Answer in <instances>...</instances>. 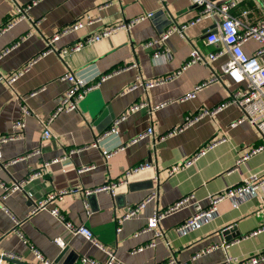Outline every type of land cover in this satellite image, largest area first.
<instances>
[{
    "label": "crops",
    "instance_id": "crops-1",
    "mask_svg": "<svg viewBox=\"0 0 264 264\" xmlns=\"http://www.w3.org/2000/svg\"><path fill=\"white\" fill-rule=\"evenodd\" d=\"M34 1L0 0V55L16 46L0 59V136L13 135L17 122L26 124L21 139L1 145L3 163L8 167H0V181L10 186L35 171L43 173L28 183L25 191L0 200V257L9 255L4 260L8 264H40L31 251L34 247L57 264H80L83 257L100 264L107 262L105 252L83 236L72 235L50 212L31 215L35 204L62 191L68 194L49 204L50 209L57 207L67 221L89 228L121 264H222L227 258L243 261L264 253L262 188L256 197L247 196L237 203L222 200L217 215L200 228L177 232L195 213L193 208H182L159 222L162 237L156 238L154 232L135 237L156 211H165L189 195L207 208L211 196L240 185L252 175H264V150L242 160L262 141L249 122L232 127L242 116L236 105L204 116L168 136L182 127L188 116L227 103L230 92L240 89L221 73L225 59L210 66L194 64L185 68L194 50L205 58L219 50L203 37L210 29L216 31L220 18H205L186 29L184 35L174 31L166 41L145 49L148 42L161 38L158 26L148 18L129 31L118 30L62 59L60 51L110 27L167 10L176 23L166 32L195 20L199 8L189 0H41L28 11L27 19L9 28L16 7H27ZM244 11H248L246 17L242 16ZM232 14L247 24L258 25L264 21V0H247ZM166 17L161 21L170 20L168 14ZM86 18L93 19L94 24L62 34L53 45L54 51L49 52V42L55 35ZM260 48L253 40L243 45L249 57H254ZM160 49L171 51L169 63H154L153 54ZM260 62L264 64V55ZM31 63L29 71L15 84L7 83ZM69 72L95 88L80 102L77 111L60 113L52 120V137L45 139L43 123L52 118L69 89L70 83L61 80ZM214 74L219 81L203 88L195 98L184 99ZM152 82L158 83L152 88L142 85ZM134 85L137 88L130 90ZM142 103L145 108L126 115L132 106ZM156 106L161 107L154 110ZM114 126L117 133L108 134ZM149 129H153L152 135L131 144ZM38 150L41 153L34 154ZM114 151L117 153L106 161L104 153ZM64 157L68 160L44 167ZM143 163L154 166L131 177L128 184L116 189L115 195L100 191L86 198L87 191L119 183L128 171ZM176 167L179 169L171 174ZM86 168L90 169L80 173ZM1 193L0 189V196ZM154 193L157 197L137 217L124 221L118 233V221L128 209L144 203ZM85 202L91 215L86 214ZM231 227L237 228L241 236L225 242L222 232ZM58 237L66 243L63 249L54 243ZM153 242L155 246H147ZM140 248L144 249L138 251Z\"/></svg>",
    "mask_w": 264,
    "mask_h": 264
},
{
    "label": "built area",
    "instance_id": "built-area-1",
    "mask_svg": "<svg viewBox=\"0 0 264 264\" xmlns=\"http://www.w3.org/2000/svg\"><path fill=\"white\" fill-rule=\"evenodd\" d=\"M41 0L34 1L31 5L27 7L17 6L15 10V18L8 26L9 28H12L14 25L24 21L28 18V11L37 5ZM166 1V0H162ZM193 5L197 6L199 8L198 16L195 20L191 21L190 23L174 27L172 29H169L166 31L160 39L150 41L145 45V49L153 48L156 44H160L164 41H166L171 34L176 31L184 35L185 30L189 27H192L196 25L197 23L201 22L203 19H216L217 17L220 18V22H217V28L216 32L211 33L207 41L210 45L217 46L219 48L218 51H215L213 53H210L208 55V58H205L198 50H194L191 55L190 59L187 62L186 67H189L194 64H204L206 66H210L212 63L217 62L218 60L225 59V62L221 66V73L225 76H227L234 84L238 85L240 89L236 90L235 92H230V97L227 101V103L213 109V110H204L201 113H198L197 115H190L186 118V121L184 125L178 129H174L171 131L168 136H173L181 131H183L185 128L190 127L194 125L198 120H200L202 117L210 115H216L221 110H223L225 107L229 105H236L239 107V109L242 112L241 118L234 122L232 124V127H237L238 125L249 122L251 125H253L257 131L260 134V138L262 141V145L252 151L251 154L246 155L243 157L242 160L249 158L250 155L255 154L259 151L264 150V64L260 62V59L264 55V21H262L258 25H250L245 22H243L239 17H236L232 14V10L236 9L240 4L244 3L247 0H221V1H213V0H189ZM248 14V11L242 12V16L246 17ZM152 14L141 16L136 19H132L130 21H127L119 26H114L106 29L105 31L89 36L85 38L84 40H81L77 43H75L72 47L69 49H63L60 51L59 56L63 59L67 56L78 53L81 50H83L85 47L96 44L101 42L103 39L111 36L114 32L118 30H126L129 31L134 26L139 24L140 22L150 18ZM100 21V20H98ZM94 24V20L91 18H86L78 21L68 29H65L61 33L55 35L52 40L49 42L50 50L49 52H53L54 48L53 45L60 39L62 34L68 33V32H75L82 30L86 26H91ZM253 40L261 45V48L257 51L256 55L254 57H249L246 52L243 49V45ZM16 46L11 47L10 49H6L1 55L0 59H2L4 56H7L13 49H15ZM155 64L162 65L169 63L172 60L171 51L166 49H160L156 51L153 54L152 57ZM32 66V63L29 65L28 68L24 69L20 73H17L13 77L7 80V83L9 85L15 84L18 79H20L27 71H29L30 67ZM132 67H137V65H133ZM62 81H66L70 83L69 89L66 91L63 99L61 100L58 108L56 109L54 115L51 119H49L47 122L43 123L44 127V138L50 139L52 137V133L49 130V125L52 122V120L57 117L60 113H70L77 111L79 108L80 102L87 96L89 92H91L95 85H89L87 82H85L83 79L77 77L73 72H69L68 74L64 75L61 79ZM167 80V79H165ZM165 80H161L159 82H163ZM220 78L218 75L214 74L212 79L210 81H207L201 85H198L194 88L191 94H189L184 99H193L196 97V94L201 91L203 88L207 87L211 83H215L219 81ZM3 81V77H0V82ZM158 82H152V83H142L146 88H152L154 85H156ZM137 88L136 85L130 88V90H133ZM146 107V104H138L135 106H132L126 113L128 115L129 113H134L138 110H141ZM161 106H156L154 110L159 109ZM24 112L26 115H30V112L24 108ZM126 116L122 117V119H119L115 124H119L121 120L125 119ZM26 124L25 122H17L14 125V131L15 133L11 136H0V167H8V163H3V153L1 150V145L3 143H6L11 140H19L23 137L24 130H25ZM117 133V126H114L108 134H115ZM107 134V135H108ZM153 134V129H149L144 135H141L138 139H135L131 142V144L137 143L141 139H145L147 136H150ZM97 147V145H94ZM124 147L120 148L118 151L123 150ZM205 150L202 151L204 153ZM41 151L38 150L34 154H40ZM74 152H71L73 154ZM115 153L116 151L110 153L105 152V159L108 161ZM65 160H68L67 157H64L60 160H55L52 163H45L44 167L47 168L50 164H55L59 162H64ZM16 161H14L15 163ZM152 163H143L136 167H133L130 171H128L125 174V179L119 183H111L107 184L100 189H97L95 191H87L85 193L86 198L88 196H91L93 193H97L100 191L111 193L112 195H115V191L117 188H119L122 185L128 184V181L131 177H133L136 174H139L144 171L151 170L153 168ZM90 168L81 169L80 173L89 170ZM179 167H176L171 174L174 173V171H177ZM43 173L42 171H35L33 172L26 180L22 182H15L14 184L8 186L6 183L0 181V189L2 191L0 200L6 201L9 196L12 194L18 192V191H25V186L36 180L37 178L42 177ZM259 188H262L264 190V175H252L248 179L242 181L240 185L226 190L218 195L211 196L209 198V206L207 208H203L198 202H194V196L189 195L182 199L180 202L174 204L173 206L169 207L165 211H156L154 215L148 219L147 227H145L142 231L135 234V237H138L141 233H147V232H154L156 235V238H160L163 236V233L159 231V222L167 217L168 215H171L177 211H179L182 208H193L194 215L192 219L185 224L184 226L177 229V232H187L191 231L193 229L200 228L202 223L205 221L211 220L214 218L218 213V204L224 200V199H232L236 203L240 201L241 198H245L247 196L250 197H256L257 190ZM68 194L67 191H62L60 193H53L50 194L44 201H41L40 203L35 204V207L33 208L31 215H34L41 211H48L51 215H53L62 225L72 234V235H81L86 240L91 242L95 247L100 249L101 251L105 252L108 255V260L105 264H121L116 256L115 253L106 247L102 245L100 242L97 241L94 233L87 228L84 225H75L70 221H67L64 215L60 212V210L56 207L53 209H50L49 204L54 203L55 201H60L63 199V196ZM28 197L31 199L32 194H27ZM157 197V193L151 194V196L142 204L136 207H131L128 209L126 215L118 221V233L122 231L121 225L124 223V221H127L130 218L137 217L141 210H143L147 203L151 202ZM85 209L86 214L91 215L92 212L89 208L88 202H85ZM3 210L10 214L9 210L6 207H3ZM11 215V214H10ZM30 215V216H31ZM14 221L16 224H20L17 219L14 218ZM25 240V239H24ZM27 242V241H25ZM54 243H56L60 248L65 247V241L62 238H56L54 239ZM156 242L149 243L147 246L152 247L155 246ZM144 248L138 249V251H142ZM31 251L37 261L40 264H57L54 261H50L44 257V255L36 248L32 247ZM10 257L7 254H4L0 257V264H8L4 260L5 258ZM264 261V253H260L254 257H251L249 259H245L243 261H239L237 259L227 258L226 261L222 264H258L260 262ZM100 264L92 259L89 258H82L80 264ZM189 264V263H184Z\"/></svg>",
    "mask_w": 264,
    "mask_h": 264
},
{
    "label": "water",
    "instance_id": "water-1",
    "mask_svg": "<svg viewBox=\"0 0 264 264\" xmlns=\"http://www.w3.org/2000/svg\"><path fill=\"white\" fill-rule=\"evenodd\" d=\"M169 15L170 20H167L166 15ZM165 17L166 20H162L161 18ZM150 20L154 21V24L157 27L158 33L161 34V36L165 33V30L170 27L172 24H175L176 21L175 19L172 17L171 14H169V12L166 10V12L164 10L158 11L157 13L152 14V16L150 17ZM163 22V23H162ZM178 27V26H176ZM210 32L205 33V36L203 37L204 39L208 38V36L213 33L216 32L214 29H210ZM102 132V131H100ZM88 199L90 198L89 196L87 197ZM222 236L224 237L225 242H229L230 240H232L233 238H239L240 232L237 230V228L235 227H231L229 229H226L222 232ZM67 249L64 250L62 257L66 254Z\"/></svg>",
    "mask_w": 264,
    "mask_h": 264
}]
</instances>
